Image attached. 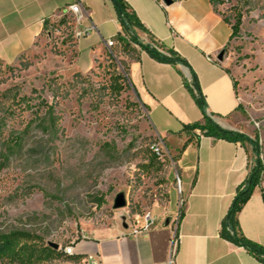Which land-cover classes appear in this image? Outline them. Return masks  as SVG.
<instances>
[{
  "label": "rangeland",
  "instance_id": "1",
  "mask_svg": "<svg viewBox=\"0 0 264 264\" xmlns=\"http://www.w3.org/2000/svg\"><path fill=\"white\" fill-rule=\"evenodd\" d=\"M217 9L231 24L242 17L240 34L224 50V60L244 94L242 117L263 134L252 138L257 137L262 154L264 0H224ZM69 22L45 33L40 50L12 64L0 61V151L13 137L24 141L0 172V233L26 231L59 245L51 264H81L63 249L99 227L141 228L147 215H168L172 189L180 196L176 155L159 143L129 82L120 95L112 88L111 77L128 68L125 54L113 48L83 72L91 58L73 57L77 39ZM47 107L59 119L55 132L38 125ZM155 145L164 162H149ZM119 194L127 205L116 210Z\"/></svg>",
  "mask_w": 264,
  "mask_h": 264
},
{
  "label": "crops",
  "instance_id": "2",
  "mask_svg": "<svg viewBox=\"0 0 264 264\" xmlns=\"http://www.w3.org/2000/svg\"><path fill=\"white\" fill-rule=\"evenodd\" d=\"M124 1L146 29L138 31L142 43L155 42L163 53L173 50L190 66L158 62L139 47L125 58L129 85L145 107L159 143L176 155L174 177L180 181L181 193L170 191L168 215L157 218L153 228L137 233L123 226L93 229L74 242L76 256L81 260L93 256L98 264H264L221 236L222 222L254 160L252 146L198 137L199 132L181 133L185 124L203 122L186 87L192 84V69L214 121L250 138L256 134L263 138L242 117L244 94L239 85L234 88L239 79L230 62L218 60L233 41L231 26L211 0ZM76 2L84 8L85 24L96 28L73 47L74 58L83 53L91 58L83 72L90 71L110 51L105 41L113 39L117 44L114 38L123 34L111 0H0V61L12 64L40 50L44 34H50L44 29L46 22H60L65 8ZM261 157L264 161V152ZM263 193L264 188H256L238 214L243 235L262 247ZM169 217L171 223L164 227Z\"/></svg>",
  "mask_w": 264,
  "mask_h": 264
},
{
  "label": "trees",
  "instance_id": "3",
  "mask_svg": "<svg viewBox=\"0 0 264 264\" xmlns=\"http://www.w3.org/2000/svg\"><path fill=\"white\" fill-rule=\"evenodd\" d=\"M111 1L114 4L123 31V34H119L116 38H114L117 41V44L114 48L119 46L120 50L125 54V56H128L137 53L136 48L133 47V45H136L142 51L147 52L150 57L158 62L173 65L182 64L190 68L188 63L175 51L169 50L166 53H163L153 46V44H156L155 42L152 44L142 43L138 37V31L145 32L146 29L139 18L131 10L126 1ZM211 2L216 10L217 6L224 4V0H211ZM224 21L229 24L232 29L230 41L234 40L240 34L242 26L241 15L238 14L236 16L234 24H231L230 20L226 17H224ZM68 23L69 19L65 16L60 22L56 24H49L46 22L44 29L50 32V29H53L54 27L61 28L64 25H68ZM48 25H50V28H48ZM136 59H138V57ZM191 72L192 84L191 86L186 84V87L191 92L196 104L202 112L203 122L196 124H185L181 133L192 135L194 132H199L200 134L198 137L203 136L235 143H248L252 146L254 160L250 166L249 174L246 180L238 188L232 205L230 206L222 222L221 236L234 245L245 248L258 259L264 261V247L248 240L243 235L238 222V214L250 200L255 189L261 185L264 177V164L260 160L261 148L258 139L257 137L252 139L243 133L225 129L221 127L216 121H214L212 116L208 113L206 99L198 83L197 76L192 69ZM111 80L113 90L118 95H120L126 89L129 81L128 68L125 69L124 74L113 75ZM237 85V82H234L235 89H237ZM47 108L48 115L43 118V120H40L38 125L47 133L50 131L55 132L59 127V119L54 115L52 108ZM23 143L24 141L22 137H13L12 139L6 140L4 142L5 150L0 151V172L6 167L11 156L23 148ZM188 143L189 141L186 142L184 148ZM105 146L108 147L110 151L115 150V148H111L109 144H105ZM164 161L165 160H162L159 156H157L152 149L149 162L156 164L158 162ZM58 257V251L49 247L44 238L34 233L18 230L10 231L8 233H0V264H51V261ZM67 257L69 260H81L77 256Z\"/></svg>",
  "mask_w": 264,
  "mask_h": 264
},
{
  "label": "built area",
  "instance_id": "4",
  "mask_svg": "<svg viewBox=\"0 0 264 264\" xmlns=\"http://www.w3.org/2000/svg\"><path fill=\"white\" fill-rule=\"evenodd\" d=\"M64 16H66L69 20H71L72 24L77 26V29L73 33V37L77 40L90 36L96 30L95 26L90 22L85 24L86 19L84 16V8L78 2L71 4L70 6L65 8ZM115 45L116 43L113 39H108L105 41V46L110 50L109 52L112 51ZM152 149L156 153V155L159 156L162 160L166 159V157H164V153L162 149L158 145L153 146ZM177 186H178V192L181 193L180 181L178 178H177ZM260 186L264 188V180L261 182ZM156 224H157V219L152 215H147L144 219V223L141 228L131 227L129 229H131L133 233H137V232L147 231L153 228L154 226H156ZM63 252L65 253L66 256L76 257L74 243L68 247H65L63 249ZM80 263L98 264L93 256H89L88 258L80 260Z\"/></svg>",
  "mask_w": 264,
  "mask_h": 264
},
{
  "label": "water",
  "instance_id": "5",
  "mask_svg": "<svg viewBox=\"0 0 264 264\" xmlns=\"http://www.w3.org/2000/svg\"><path fill=\"white\" fill-rule=\"evenodd\" d=\"M164 1L166 3H170L169 0H164ZM224 53L225 52L222 51L220 53V55L218 56V60L219 61H223V59H224ZM126 205H127V202H126L125 196L123 194H119L116 197L115 201H114V209L119 210V209L125 208ZM170 223H171V218L169 217V218L166 219V221L164 223V227L169 226ZM123 227L124 228H127V226L125 224H123ZM48 246L51 247V248H53L54 250H57V251L60 249V246L59 245H57L55 243H52V242L48 243Z\"/></svg>",
  "mask_w": 264,
  "mask_h": 264
},
{
  "label": "flooded vegetation",
  "instance_id": "6",
  "mask_svg": "<svg viewBox=\"0 0 264 264\" xmlns=\"http://www.w3.org/2000/svg\"><path fill=\"white\" fill-rule=\"evenodd\" d=\"M126 226H127V224H125ZM127 228H128V226H127Z\"/></svg>",
  "mask_w": 264,
  "mask_h": 264
}]
</instances>
